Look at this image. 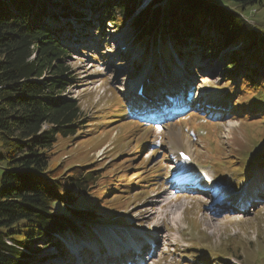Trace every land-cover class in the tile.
<instances>
[{
	"label": "rangeland",
	"instance_id": "rangeland-1",
	"mask_svg": "<svg viewBox=\"0 0 264 264\" xmlns=\"http://www.w3.org/2000/svg\"><path fill=\"white\" fill-rule=\"evenodd\" d=\"M58 2L59 0H45L49 9L62 11L60 5H54ZM70 11L68 8L65 9V12L71 16L69 17L71 21L64 20L68 22L65 24H70L73 28V23L76 26L81 25V20ZM241 11L256 30L260 28L259 22L264 23V17L262 18L264 8L254 9L249 5ZM119 22L120 20L116 24L121 29V33H118V30L117 33L131 42L138 32V27L128 21L122 24ZM87 25L89 24L85 27ZM106 26L114 28L109 22ZM102 28L103 26L97 27L96 24L89 25L86 36L80 37L81 46L75 45V49L78 50L76 54L66 59L74 78L73 85L67 89L66 95L79 100L83 110L90 117L89 124L77 137H59L53 147L51 158V165L55 169L57 166L58 175L61 177L68 176L74 170L86 172L92 168L97 169L101 176L97 181L96 190L91 195H87L86 200L106 215L100 221L93 223L104 224L94 227L90 222L84 227L78 220L75 221L78 225L77 230L82 231L77 235L87 236L89 231L94 233V228L102 231L88 239L93 243L92 247L83 246V253L79 255L84 256L85 259L81 264L107 263L109 257L107 259L104 257L105 244L107 237L114 235L125 240L129 235L136 240L146 235L157 236L156 253L152 260H145V264H224V260L227 264H264V197L257 198L253 207L250 206L246 212L238 213L240 216L237 218L244 216L235 220L237 218L231 214L235 209L232 203H230L232 206L228 203L210 206L209 201L201 200L204 198H201L203 195L196 196L192 193H181V198L171 197L172 200L168 196L170 167L177 157L175 152L178 149L188 150V147L191 150H188L189 154L193 155V161L187 163L188 170L192 169L191 165L195 172L204 175L206 181H209L207 174L211 176L214 174L212 170L203 168L202 162L208 158L213 160L217 158L222 159L224 163L221 168L216 169L219 173L216 178L217 184H222L228 190H235L247 180L250 182L252 179H260L264 188V156L253 157L251 153L258 143V149L264 153V122L259 115H253L257 114L256 111H243L242 106L235 103L236 99H231L234 93L237 92V96L244 92L243 89H238L242 84H238V80H232L230 77H223L226 73L225 69L232 70V66L234 67L223 63L228 59L226 56L231 53H228V50L239 51L246 55L249 53L246 49L247 43L238 42L235 47L219 51H217L219 48L210 43L209 47H213L214 50L212 49L211 54H208L206 48L205 60L198 61L197 66L192 70L189 59H179L181 65L189 63L190 66L189 70H184L178 79L185 84L191 81V90H196V94L192 97V101L196 99L193 104L198 101L200 94L210 91L211 94H216L215 98L220 102V108L214 109L225 111L226 115H209V118L202 114L209 109L202 105L198 108L194 104L192 107L189 106L187 114L183 113V116L194 114L192 110H198L199 118L191 115L186 119L178 116L180 120H177V117L166 118L158 123L161 128H156L157 125L148 120L144 121V124L141 123L138 117L144 116L142 112L135 116L137 111L131 113L127 110L121 114V117L111 115L126 108L127 101L130 102L132 99V94L126 93L125 86L134 84L140 79L145 64L148 67L152 60L154 63L152 51L148 54L145 50L147 38L134 40L131 46L136 58L138 55L139 58L144 55L145 61L134 60L128 65V57L118 52L128 48V45L117 47L112 40L114 38L110 35L112 39L107 41V30V35H100ZM62 34L65 36L63 40L67 41L69 31ZM72 35H75V32ZM244 61L245 59L237 61L241 64H238L241 67L239 72H242L244 67L252 66L250 61L243 64ZM173 77L175 76L171 75L169 79ZM145 81L152 83L151 74L145 78ZM230 81L232 83L227 86ZM240 81L244 82L242 79ZM237 85L236 91L234 87ZM245 113L253 116L243 120ZM230 151H236V157L230 156ZM7 152L8 149L3 146L0 137V180L5 164L1 157ZM215 155L216 158L213 157ZM103 183L109 188L107 192L105 187L99 190ZM84 205L81 199L74 207ZM64 206L62 208L66 211V203ZM210 207H213L212 211ZM111 217L121 219L118 222L120 225L115 224ZM73 234L68 232L69 236ZM7 241L14 244L9 239ZM142 243L148 246L147 240ZM75 244L71 242L69 247ZM50 246L38 240L31 247H27L28 249L23 248L28 254L25 264H74L61 256L48 258L52 254H60L57 248ZM111 246L113 245H109L108 250ZM228 249L230 252H225ZM96 252L100 255H96ZM86 255L90 260L87 261ZM227 257L229 259H226Z\"/></svg>",
	"mask_w": 264,
	"mask_h": 264
},
{
	"label": "trees",
	"instance_id": "trees-1",
	"mask_svg": "<svg viewBox=\"0 0 264 264\" xmlns=\"http://www.w3.org/2000/svg\"><path fill=\"white\" fill-rule=\"evenodd\" d=\"M142 1L59 0L54 5L63 10L55 11L45 0H0V137L8 149L1 157L0 264L27 263L24 249L38 240L60 248L57 233L73 231L77 220L85 225L104 216L86 200L101 178L97 169L61 177L51 165L58 138L79 136L90 119L79 100L66 95L74 80L66 59L74 50L62 31L74 29L62 18L69 17L68 8L84 24L81 34L93 24L103 26L100 33L105 34L108 22L123 23ZM163 1V6H153ZM220 1L154 0L135 16L134 39L146 37L154 49L159 45L168 63L173 59L170 45L187 58L205 56L206 48L211 54L210 43L221 49L246 42L249 53L232 51L229 56L233 65L250 61L252 66L239 73L251 90L249 105L264 115V23L256 30L241 11L249 5L263 9L264 0ZM104 187L107 192L105 183L99 190ZM81 199L85 205L74 207Z\"/></svg>",
	"mask_w": 264,
	"mask_h": 264
},
{
	"label": "bare ground",
	"instance_id": "bare-ground-1",
	"mask_svg": "<svg viewBox=\"0 0 264 264\" xmlns=\"http://www.w3.org/2000/svg\"><path fill=\"white\" fill-rule=\"evenodd\" d=\"M110 34V33H109ZM111 37H112V34L110 35ZM113 38V37H112ZM114 40L117 42V40L114 38ZM118 43V42H117ZM202 96V95H201ZM205 98H212V100L214 101V102H208V105H212V103H216V105L218 106L219 104H220V102L219 101H217L216 102V100H215V98H214V96L213 95H209V94H205ZM217 99V98H216ZM195 104V106L197 107V102H195L194 103ZM202 107H204V108H209V106H207V105H202ZM186 163L185 162H178V164L176 165V168H178V170L180 171L182 168H185V165ZM246 185H248V183H246ZM248 191V188L246 189V192ZM247 196V194L245 193L244 194V196ZM204 197V196H203ZM205 198V197H204ZM158 202H160L161 203V201H158ZM229 203V202H228ZM156 205H158V204H156ZM229 206L231 205V204H228ZM232 205H234L235 206V208H238L239 207V205H235V203H232ZM231 205V206H232ZM227 206V205H226ZM225 206V207H226ZM224 207V208H225ZM240 212H235V213H231V214H234V217H239L240 215ZM159 233V232H158ZM158 240H160L159 238H158ZM142 241H144L145 242V240H142ZM142 241H139V242H137V243H135V244H122V245H120L119 247H117L116 249H115V247L114 246H111V251H110V253H112V254H114V255H120L123 251H126V250H129V251H131L135 256H137V257H139V255L143 252V248L144 247H146L147 245L145 244H143L142 243ZM150 241H152V238L150 239ZM148 242V241H147ZM155 242H156V240H155ZM149 243V242H148ZM134 245V246H133ZM142 250V251H141ZM110 256H111V254H110ZM110 256H109V258H110ZM100 264H104V263H100ZM106 264H108V263H106Z\"/></svg>",
	"mask_w": 264,
	"mask_h": 264
}]
</instances>
